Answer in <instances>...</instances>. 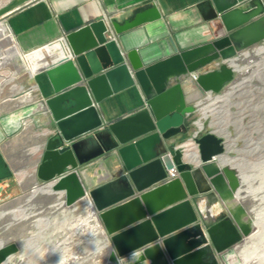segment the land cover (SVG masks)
Listing matches in <instances>:
<instances>
[{
  "label": "water",
  "instance_id": "water-1",
  "mask_svg": "<svg viewBox=\"0 0 264 264\" xmlns=\"http://www.w3.org/2000/svg\"><path fill=\"white\" fill-rule=\"evenodd\" d=\"M199 9L221 34L185 49L169 36L172 53L154 62H146L147 50L129 47L124 36L161 17L151 6L120 25L100 18L67 32L68 55L41 68L50 86L41 112L54 131L44 140L34 179L63 193L66 205L89 199L110 248L105 264H223L252 231L231 170L218 161L223 138L201 131L194 118L200 101L186 102L180 80L168 82L195 72L199 93L222 92L236 79L230 61L264 41V0H203ZM135 85L146 96L143 109L104 126L97 105ZM101 127L94 133L97 147L80 157L71 141ZM193 127L195 162L183 158L184 146L174 147ZM102 158L111 161L115 176L86 186L96 175L93 162L87 163ZM171 168L177 175L168 179ZM17 250L13 240L0 244V264Z\"/></svg>",
  "mask_w": 264,
  "mask_h": 264
},
{
  "label": "crops",
  "instance_id": "crops-1",
  "mask_svg": "<svg viewBox=\"0 0 264 264\" xmlns=\"http://www.w3.org/2000/svg\"><path fill=\"white\" fill-rule=\"evenodd\" d=\"M202 1L0 0V16L6 14V17L0 21L5 26L6 33L17 45L16 53L27 67L29 81L28 85L21 86L22 90L10 84V93L0 95V191L12 192L15 187L21 191L15 176L16 172L22 176L23 188L26 185L35 188L31 173L39 162V155L48 132H53V128L45 125L47 117L41 112V99L50 93V86L41 68L68 55L63 39L64 34L100 18L108 26L111 22L120 25L136 12L155 6L161 13L159 19L139 25L124 34L130 42L129 47L147 50L145 60L150 63L172 53L168 42L169 36L174 39L179 49H185L221 34L220 25L214 23L211 27L203 20L201 9H199ZM11 55L13 54H6L4 57ZM8 76L4 71L0 73V78L4 79ZM177 80H180L186 102H190L193 98L200 101L199 109L194 117L200 128L204 122V113L208 111L201 109V105L209 104L211 107L217 104L219 99L216 95L218 94L208 96L206 93H199L194 87L191 74L182 75L179 79H170L168 84L173 85ZM230 85L232 84H227L223 90ZM22 100L27 102L12 111L7 110ZM145 100L146 96L139 86L135 85L106 97L97 105V109L106 126L112 121L143 109ZM12 113L16 114L14 119L8 117ZM198 114L201 116L198 117ZM196 128L198 127L189 129L181 138L177 137L174 144V147L184 146L188 155L185 154L183 158L192 162L196 161L197 149L192 140V134L195 133ZM209 128L207 123H203L201 131L211 130L220 136L215 130ZM103 129L101 127L90 131L71 141L76 143L80 157L97 147L94 133ZM102 136L105 135L102 134ZM10 155L11 157H8ZM24 156L26 157L23 159ZM35 159H37L36 164H33ZM218 161L221 165L226 164L223 158ZM92 162L94 164L92 169L96 175L89 181H84L86 186H93L96 181L115 176L110 160L104 161L102 158L101 163L97 164L96 159H93L87 164ZM88 174L93 175V171H89ZM80 176L84 180L82 175ZM24 193L26 196L28 191ZM140 236L139 233L137 237Z\"/></svg>",
  "mask_w": 264,
  "mask_h": 264
},
{
  "label": "rangeland",
  "instance_id": "rangeland-1",
  "mask_svg": "<svg viewBox=\"0 0 264 264\" xmlns=\"http://www.w3.org/2000/svg\"><path fill=\"white\" fill-rule=\"evenodd\" d=\"M4 28L0 21V73L9 75L0 78L2 96L10 93V84L18 90L29 84L27 67L18 54L4 57L11 42ZM237 65L236 82L216 95L217 104L201 105L208 110L203 120L224 140V165L231 170L230 181L236 185L237 198L252 228L238 249L229 250L221 263L264 264V41L245 50ZM15 176L21 191L18 187L12 192L0 191V243L14 239L20 247L3 264L109 261L108 246L86 197L66 205L63 193H54L47 184L23 188L21 174L16 172ZM26 190L24 202H11L2 208Z\"/></svg>",
  "mask_w": 264,
  "mask_h": 264
},
{
  "label": "bare ground",
  "instance_id": "bare-ground-1",
  "mask_svg": "<svg viewBox=\"0 0 264 264\" xmlns=\"http://www.w3.org/2000/svg\"><path fill=\"white\" fill-rule=\"evenodd\" d=\"M258 44V43H257ZM257 44H255V45H257ZM255 45H253V46H255ZM252 46V47H253ZM252 47H250V48H252ZM249 48V49H250ZM17 45L15 44V42H13L12 40H11V42H10V45H9V48H8V50H7V52H6V54L8 55V54H14V53H16V51H17ZM246 50H248V49H246ZM245 51V50H244ZM244 51H241L235 58H234V60L233 61H230L234 66V68L236 69V73H235V77H236V79L233 81V79H232V81L233 82H228V83H226L225 85H224V87L227 85V84H234L235 82H236V80H237V74H238V72H239V67H238V61H239V57H240V55L244 52ZM246 60H248V59H246ZM249 61V60H248ZM241 62H244V61H241ZM12 86L13 87H16V85L15 84H12ZM207 95V94H206ZM25 102H27V101H24V100H22V102H20L19 104H17V105H15V106H13L12 108H10V109H7V110H9V111H12V109H14V108H17V107H19L20 105H22L23 103H25ZM9 118H12V119H14L15 117H16V114H14V113H12L11 115H9L8 116ZM202 126H203V122H202V125H200V128H202ZM41 151H42V149H41ZM196 156H197V151H196V154H195ZM9 157H11V155L9 156ZM26 156H24L23 157V159L25 158ZM22 159V160H23ZM36 160L37 159H35L34 160V162H33V164L35 163L36 164ZM39 160H40V155H39ZM38 164V163H37ZM31 180H32V183H33V185L36 187H43V186H45L46 184H42V183H39L38 181H36L35 179H34V172L32 171V173H31ZM21 185H23V182L21 181ZM18 196V195H17ZM24 196H25V193H23V194H21L20 196H18V197H15V198H13V199H10L7 203H6V205H4L2 208H5L6 206H8L11 202H24ZM88 199V198H87ZM88 201H89V199H88ZM90 202V201H89ZM90 205H91V203H90ZM91 209H92V211H93V217L95 218L94 220H96V223H97V227L100 229V231H102V235H103V241L105 242V236H104V231H103V228H102V226H101V224H100V222H99V220H98V218H97V215H96V213L94 212V210H93V208H92V206H91ZM7 241H11V240H7ZM6 241V242H7ZM13 241H15L14 239H13ZM6 242H4L3 244H5ZM16 242V244H17V246H18V248L20 247V245L18 244V242H17V240L15 241ZM0 244H2V243H0ZM106 244V243H105ZM240 244H241V242L240 243H238V245H236V247H235V249H238V247L240 246ZM108 246V245H107ZM106 252L108 253H110V248L108 247L107 248V250H106ZM12 257V256H11ZM230 258V257H229ZM9 259V258H8ZM4 263V262H3ZM2 263V264H3Z\"/></svg>",
  "mask_w": 264,
  "mask_h": 264
},
{
  "label": "built area",
  "instance_id": "built-area-1",
  "mask_svg": "<svg viewBox=\"0 0 264 264\" xmlns=\"http://www.w3.org/2000/svg\"><path fill=\"white\" fill-rule=\"evenodd\" d=\"M191 75H192V78L194 79L195 76H196V73L193 72V73H191ZM176 175H177L176 170H175L174 168H171V169H169V171H168L167 178H168V179H171V178H174Z\"/></svg>",
  "mask_w": 264,
  "mask_h": 264
}]
</instances>
